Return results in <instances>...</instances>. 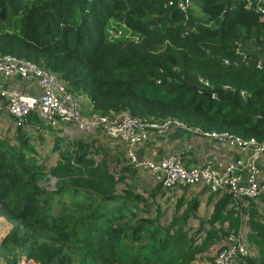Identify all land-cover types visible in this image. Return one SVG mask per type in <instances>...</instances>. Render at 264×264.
I'll return each mask as SVG.
<instances>
[{
	"label": "trees",
	"instance_id": "obj_1",
	"mask_svg": "<svg viewBox=\"0 0 264 264\" xmlns=\"http://www.w3.org/2000/svg\"><path fill=\"white\" fill-rule=\"evenodd\" d=\"M178 1L0 0V55L53 74L87 97L89 113L174 118L264 140V17L255 0H190L185 10ZM26 122L44 123L34 112ZM33 138L22 125L12 138L0 135V264L20 256V264H194L229 232L225 221L240 222L228 208L232 196L219 193L207 230L199 222L191 231L197 206L183 198L166 223L159 210L139 216L148 200L117 190L125 176L99 142L58 136V159L47 166ZM247 204L255 254L244 264H264V210Z\"/></svg>",
	"mask_w": 264,
	"mask_h": 264
},
{
	"label": "built area",
	"instance_id": "obj_2",
	"mask_svg": "<svg viewBox=\"0 0 264 264\" xmlns=\"http://www.w3.org/2000/svg\"><path fill=\"white\" fill-rule=\"evenodd\" d=\"M189 4L190 0L177 2L181 10ZM252 4V0L247 1L248 7ZM255 8L264 17V0H255ZM236 51L240 53L241 49ZM223 63L228 65L227 60ZM256 65L260 66V61ZM24 80H30L35 86L23 87ZM0 81L3 82L0 85V111L5 109L16 125L26 126L27 116L34 112L44 125L55 128L62 123L82 134L97 136L96 142L105 138L120 142L123 145L121 159L127 161L125 164L145 170L163 187L199 186L212 194H229L235 200L260 198L264 201V178L257 177V162L264 154V140L243 138L229 132L204 131L174 118H139L127 112L83 115L79 102L62 81L34 63L11 55H0ZM9 81L16 86L9 85ZM35 128L38 130L39 125ZM173 129L211 138L244 156L229 162L223 169L208 165L186 167L177 155L158 160L137 157L136 148L147 142L152 132L165 134ZM254 254L255 247L248 242L246 234L230 231L210 264H244L245 258ZM21 258L16 264H20Z\"/></svg>",
	"mask_w": 264,
	"mask_h": 264
},
{
	"label": "crops",
	"instance_id": "obj_3",
	"mask_svg": "<svg viewBox=\"0 0 264 264\" xmlns=\"http://www.w3.org/2000/svg\"><path fill=\"white\" fill-rule=\"evenodd\" d=\"M251 53H257L255 50H250ZM0 81V85H1ZM3 83V82H2ZM9 85L16 86L12 81L8 82ZM34 87L35 84L30 82V80H24L23 87ZM79 98V106L83 115H89L91 113V104L85 95L78 96ZM7 118L11 119V124H4V120ZM37 125V124H36ZM34 124L27 123L25 126L28 129L29 134H34L37 147L39 146L40 152H45L49 149L50 146L49 140L52 139L55 141L58 136H65L66 132L69 131L70 128L65 124L60 123L57 127H50L48 125L42 124L39 126L37 130ZM16 124L14 122L13 117L5 110L0 111V132L2 129L9 127V130L16 128ZM75 129V128H74ZM55 132V133H53ZM67 136V135H66ZM62 138V137H61ZM49 139V140H48ZM82 139L84 142H88L90 139L98 140L97 136L94 135H85L79 134L77 138L72 139L77 140ZM99 144L102 145L103 148L109 150L112 154L116 155L118 159L121 161L122 149L123 145L113 139L105 138L99 140ZM41 143L42 145H40ZM69 142H65L68 144ZM35 144V145H36ZM53 146V145H52ZM51 146V147H52ZM38 149V148H37ZM137 157L141 160H158L164 157H168L170 155H177L182 164L186 167H194V166H211L217 169H223L229 162L235 161L237 159L242 158L244 155L240 153V151L227 148L223 145H219L215 140L201 136L194 135L188 132H183L181 130H170L165 134H158L152 132L150 138L147 142L140 144L136 148ZM51 159L57 160L58 154L56 152L51 156ZM55 160V161H56ZM127 165V164H126ZM129 166V165H128ZM132 167V166H131ZM258 174L257 177L264 178V154L257 162ZM133 168V167H132ZM135 169V168H134ZM138 172L139 176H142L144 179L148 180L146 182L150 183L154 188L155 185L161 186L158 192H155L154 200L156 202V206H158V210H162L165 207L167 202L173 206V210H175L176 203L178 199L183 198L185 200V204L194 201L196 202V212L194 216H191V221L194 225H198L199 222H203L204 226L208 225L205 221L210 217L213 212V208L217 202V197L214 194L209 193L205 188L199 186H173V187H163L161 184L155 182L145 170L135 169ZM246 175V173H243ZM143 178L141 181H143ZM248 199L235 200L232 199L230 204L228 205L229 210L233 209L235 211L234 216L240 211L241 219L239 224L231 228V222L233 217L231 216L230 223L229 221H225L222 225V228L226 232H236L240 234H246L247 237V227L245 225V220H247V214L242 215L241 206L247 208ZM253 202L256 204L259 212L264 210V201L262 199H253ZM242 204V205H241ZM185 206V205H184ZM162 208V209H161ZM245 208V209H246ZM174 213V212H173ZM173 215V214H172ZM190 220V218H189ZM209 227V225H208ZM225 232V233H226ZM225 237V236H224ZM223 237V238H224ZM222 238L221 242H224ZM248 240V239H247Z\"/></svg>",
	"mask_w": 264,
	"mask_h": 264
},
{
	"label": "rangeland",
	"instance_id": "obj_4",
	"mask_svg": "<svg viewBox=\"0 0 264 264\" xmlns=\"http://www.w3.org/2000/svg\"><path fill=\"white\" fill-rule=\"evenodd\" d=\"M76 100L79 102V98H76ZM10 121H11V119L7 118L6 120H4V124L5 125L11 124L12 121L11 122ZM53 133H55V132H53ZM14 134H15L14 129L9 130V127L2 129L0 132V135L3 137L12 138L14 136ZM79 134H82V133L79 132L78 130L74 129V128H70L69 131L66 132L65 136L63 135L61 137H62V139H64L65 142H70L72 139L77 138ZM33 142H35V144H36V140L34 138H33ZM54 142H55L54 140L50 139L49 144L46 143L44 145V146H46V145L50 146L49 149L45 152L44 151L40 152L39 151L40 148H39V146L37 147V144H36V148H38L37 150H38V153L40 155L39 157L44 161V163L47 166H53L55 163V160H56V159L55 160L51 159V156L53 154H55V156H56V151L53 150ZM39 144L42 145L41 143H39ZM106 152H107L106 150L102 149L100 151V154H99V159L100 158L102 159V157H104ZM107 160L110 163H112L111 162L112 158H110V159L107 158ZM117 161H118L117 164L112 163L113 171L117 170L116 172H118L120 175L125 176L124 180L120 181L117 184V190L118 191L130 190L134 193L142 194L146 198V200H148L149 213L146 214L145 212L140 211V210H135V211H138L137 214L139 216H141L143 214H145L146 216L147 215H149V216L155 215V213H157V210L159 207L156 206V202L152 196V190H155L156 192H158L159 188L156 185L153 188L150 183L146 182L148 180L144 179L142 176H139L138 172L134 168H132L131 165H129V166H128V164L126 165L125 163L127 161L125 162L124 159L123 160L121 159V161H120V159H118V157H117ZM124 167H129V170H127L125 172V170H123ZM142 178H143V181H141ZM54 180H52V178H50V181H46V187L47 188H53L54 183H55ZM160 212H161V219H162L161 222L166 223L173 216L172 215L174 212L173 206L171 205V203L169 204L167 202V204H165L164 209L160 210ZM188 225L190 228H192V230H191L192 232H194V230H196V228L198 227V225H194L192 223L191 218L189 220ZM204 228H205V230H207L209 227H208V225H205ZM224 232H225V230H224ZM223 237H224V234L219 239H216L204 253L200 254L196 258L194 264H209L213 258V255L218 251V248L222 244L221 240ZM223 239H225V237Z\"/></svg>",
	"mask_w": 264,
	"mask_h": 264
},
{
	"label": "water",
	"instance_id": "obj_5",
	"mask_svg": "<svg viewBox=\"0 0 264 264\" xmlns=\"http://www.w3.org/2000/svg\"><path fill=\"white\" fill-rule=\"evenodd\" d=\"M209 96H211V94H208Z\"/></svg>",
	"mask_w": 264,
	"mask_h": 264
}]
</instances>
